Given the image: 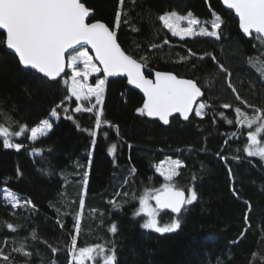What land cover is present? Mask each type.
<instances>
[{"label":"trees","instance_id":"16d2710c","mask_svg":"<svg viewBox=\"0 0 264 264\" xmlns=\"http://www.w3.org/2000/svg\"><path fill=\"white\" fill-rule=\"evenodd\" d=\"M83 2L93 10L92 19L114 26L118 0ZM125 7L139 30L133 32L127 25H121L117 35L122 49L138 60L147 54L148 67L155 71L199 79L201 85L207 79L209 83L203 91L206 97L210 96L209 102L213 107L206 110L208 114L203 119L193 113L189 121L176 116L168 125H162L137 113L143 97L128 86L126 78L115 77L106 80L102 108L104 118L119 127V136L125 141L119 144L115 153L119 167H114L113 157L107 151L112 143H118L115 129L104 126L97 130V142L93 146L91 137L77 128L74 121L79 122L81 129L93 127L95 117L91 113L70 111L74 119L68 120L61 111L60 119L53 121L47 137L30 142L27 139L30 128L46 118L50 110L68 95L64 81L69 70L56 81L41 78L40 74L20 65L15 55L0 43V113H6L12 120L28 126L22 138L13 139L25 145L21 150L4 149L0 140V188L5 186L3 181L10 178L7 188L20 194L22 199H31L37 208L35 214H31L22 208L12 209L10 204L0 199V244L7 237L9 243L5 251L8 252L14 246L11 241L26 242L28 251L33 253L30 264H41V257L44 258L43 264H52L53 260L56 264H69L64 246L70 240L69 234H76L73 216L82 211L83 227L77 237V246L103 244L115 239L118 264H218V261L220 264H249L253 253L256 254L255 264H261L260 258L264 257V162L245 156L242 149L246 138L231 140L228 146H224L226 137L221 134H230L234 128L212 115L213 112L224 111L232 119V109L219 106L224 103L243 105L228 89L226 74L219 72L211 57L184 62L180 56H187L189 49L197 56L211 52L219 64L231 72L230 79L239 95L249 104L264 107V80L248 63L249 57L259 56L264 49L253 47L255 41L240 31L234 14L224 9L220 0H136L135 5L131 0H125ZM210 8L225 21L219 41L208 37L180 40L163 29L157 19L158 15L171 10L181 14L191 11L200 19L210 18ZM3 38L0 31V41ZM165 38L171 47L163 45L159 50L149 49L150 43L162 44ZM137 46L140 51H137ZM145 75L153 76L151 73ZM96 76L90 77L91 83ZM98 76L103 78L101 72ZM82 104L88 106L87 101ZM66 105L73 109L75 98L71 97ZM4 119L0 115V122ZM214 119L216 123H213ZM11 130H18V126L13 125ZM105 132L108 133L107 138ZM190 146L195 150L189 153ZM33 147L42 150V158L31 154ZM222 147V154L229 157L237 154V147L241 149L239 162L228 160L234 181L229 178L225 162L216 155ZM178 148L183 149L178 155L186 167L177 179L181 186L187 187L194 172L199 177L196 181L199 199L182 215L181 227L177 231L161 235L144 230L140 227L144 215L133 217L139 203L138 199H131V193L135 191L139 196L148 185L149 176L154 177L151 187H159L163 179L154 173L153 164L165 156L176 158L175 150ZM90 151L92 160L89 165ZM77 165L84 167L78 168ZM132 166L136 167L138 175L122 189L130 193L129 202L123 203L121 208H113L108 201ZM17 169L21 173L19 176ZM85 169L89 171V184L85 208L80 210L82 185L75 173L82 175ZM62 177H68V183ZM234 188L239 198L233 195ZM118 200L123 202L125 197L122 195ZM56 209L67 215L58 216ZM91 209L97 210L94 215L90 214ZM246 211L250 226L244 222ZM172 215L170 210H163L158 219L167 223ZM58 219L64 223L63 229L57 223ZM113 222L118 225L115 237L108 231ZM7 223L19 226L17 231H10ZM245 228L244 238L236 244L230 243L237 240ZM33 229L47 243L33 241ZM48 245L61 251L54 255ZM37 249L39 255L36 254ZM13 256L17 264H24L25 257L17 253Z\"/></svg>","mask_w":264,"mask_h":264},{"label":"snow or ice","instance_id":"6c2138e0","mask_svg":"<svg viewBox=\"0 0 264 264\" xmlns=\"http://www.w3.org/2000/svg\"><path fill=\"white\" fill-rule=\"evenodd\" d=\"M136 0H131L135 5ZM227 9L233 10L235 16L239 18V29L242 33L255 41L253 47L264 49V0H222ZM211 17L200 19L194 13L188 11L181 14L176 10H171L158 15L157 19L162 24L163 29L171 34L172 37H179L180 40L185 38L208 37L219 41L222 37V25L224 24L223 17L211 10ZM93 10L86 6L83 0H0V30H2L3 40L0 41L7 49L12 50L18 58L19 64L26 69L34 70L40 74L41 78L48 80H56L65 73L66 68L71 69V76L64 81L67 86L68 95L65 96L60 103L56 104L48 116L41 119L35 126L30 128V135L27 139L30 142H36L39 138L47 137L48 133L53 128V121L59 120L61 111L65 119L73 120L74 113L87 112L94 117V125L92 128L81 129L79 122H76L78 129L85 131L92 139L93 146L97 142V130L107 126L109 129H115L118 143H112L107 151L113 157L114 167H119L115 153L118 151L119 144L124 143L119 136V127L113 125L110 121L104 118L103 104L105 94V84L108 77L126 76L127 83L133 85L143 93V104L136 111L141 116L149 118H157L164 125L169 124V118L173 114H178L184 121L190 120V114L194 113L196 117L203 119L208 113L207 109L213 107L209 102L210 96L206 97L203 91L204 87L208 86V80H205L204 85H201L199 79L182 78L171 72L155 71L154 78L150 79L142 69L148 66L149 56L141 55L139 60L131 54H127L126 50L122 49L118 43L117 30L121 25H127L131 31L137 32L139 29L132 23V18L129 15V10L125 7V0H118L115 12L114 26L92 19ZM182 22L186 26H182ZM163 45L169 44V40L165 38L162 44L150 43V50H159ZM79 46V50H77ZM84 46H90L94 56H90ZM69 50H76L75 54H68ZM137 51H140L137 46ZM68 54V55H66ZM179 55V54H178ZM205 57L211 59L218 65L219 72L225 73L227 76V87L235 94V98L240 105L233 106L227 103L221 104V109H232L234 118L230 119L225 115L224 111L213 112V117H219L224 123L232 126L234 130L229 133H222L226 137L224 146L229 145V141L246 138V144L242 151L247 158H258L264 162V107H258L255 104H249L244 100L232 83L230 77L231 72L219 64L217 58L211 52H206L203 55L197 56L196 53L188 50L187 56H180V60L184 62L190 61L192 58L204 60ZM99 62V66L95 63ZM248 63L253 67L259 77L264 80V51L260 52L259 56L248 58ZM83 64V68L79 65ZM102 66V67H101ZM195 68L196 65L194 64ZM103 73V78H97L95 85L88 84V78L92 73ZM215 79V77H213ZM75 98L76 106L70 109L66 102L71 98ZM94 98V102H93ZM87 101L86 107L81 104ZM251 110V112H249ZM4 116V121L0 122V140L4 149L21 150L25 145L14 142L13 138H22L23 134L28 131L27 124H19L18 121L12 120L6 113H0ZM213 123H216L215 119ZM17 125L18 130L12 131V126ZM105 138L108 133H104ZM129 148L132 146L129 144ZM195 149L191 146L188 152ZM202 151L205 149H201ZM51 151V149H48ZM177 157L165 156L158 163L153 164L154 173L163 178V182L159 187H151L154 177H148V185H145L144 190L139 196L135 191L131 193L133 201L138 199L139 208L133 212V217L141 216V213L146 217L140 227L144 230H150L158 234L172 233L181 227L182 215L189 210L199 196L196 190V181L198 176L191 173L190 183L187 187L180 185L178 177L182 175L181 170L186 167L184 161L179 158V153L183 149H176ZM241 151L239 147L235 149L237 154L231 157L223 155V147L221 152L216 153L219 159L225 162L228 167V175L234 181L235 177L231 167L228 166V160L240 161L241 156L238 154ZM38 158H42V150L33 147L32 153ZM89 165L92 160V152L88 153ZM131 162V157H129ZM251 162V161H249ZM78 168H83V165H77ZM41 171H44L41 169ZM17 175H21L17 169ZM80 179L78 183L82 185L81 193L79 194V208H85V197L89 184V171L85 169L82 172L75 173ZM138 171L135 166L128 169V175L123 178L119 187L116 189L112 199L108 201L113 208H121L123 203H128L130 193L123 192L122 189L129 183H132ZM65 183H68V177H62ZM10 178H6L3 183L4 187L0 188V199L6 204H10L12 209L22 208L35 214L37 211L36 205L31 199H22L20 194L7 188V183ZM125 197L123 202L118 198ZM233 195L238 197V192L233 189ZM239 198V197H238ZM150 200L155 201V207L149 204ZM247 204V201H244ZM249 204V211H250ZM170 210L173 214L170 221L162 223L158 219L160 212ZM58 216L67 215L61 213L60 209H56ZM96 209H91L90 214H95ZM73 228L75 235H70V240L65 244V248L69 257V264H85V261H90L92 264H118L117 245L115 239L106 241L105 243H97L91 246H77V237L82 231V211L76 212L73 216ZM245 225H249L248 212L244 214ZM60 227L64 228V223L57 220ZM6 227L16 232L19 226H14L7 223ZM108 231L113 237L118 233V225L113 222ZM241 232L237 240L230 243L236 244L244 238L245 232ZM33 241H42L38 237L35 229L31 233ZM14 245L11 251L6 252L5 246L9 243L6 237L3 244H0V264H17L13 253H17L25 257L24 264H30L33 253L28 251L29 245L26 242L11 241ZM52 253L55 255L61 251L60 248L48 245ZM37 255L39 250L37 249ZM41 257V264H43ZM256 254L253 253V259L249 264H255ZM261 264H264V257L260 258ZM52 264H56L55 260ZM218 264L220 262L218 261Z\"/></svg>","mask_w":264,"mask_h":264},{"label":"water","instance_id":"95a60500","mask_svg":"<svg viewBox=\"0 0 264 264\" xmlns=\"http://www.w3.org/2000/svg\"><path fill=\"white\" fill-rule=\"evenodd\" d=\"M220 2H221V5L223 6V8L224 9H226V10H228V11H230V12H232L233 14H234V16H235V13H234V11L233 10H229V9H227L226 8V6L223 4V2H222V0H220ZM92 17H93V14H92ZM235 18L237 19V21H238V26H239V18L238 17H236L235 16ZM95 20L94 19H91L89 22H94ZM102 22V21H101ZM1 32H2V30H0ZM241 31V30H240ZM84 48L85 49H87V51L89 52V53H91V55L92 56H94V53L92 52V50H91V48H90V46H84ZM77 49H79V46H77ZM9 50V49H8ZM11 53H13L12 52V50H9ZM73 51H75V50H69V53L68 54H70L71 52H73ZM14 54V53H13ZM68 54H66V55H68ZM15 55V54H14ZM16 57V56H15ZM17 58V57H16ZM17 60H18V58H17ZM19 62V61H18ZM95 63L99 66V62L98 61H95ZM102 67V66H101ZM34 71V70H33ZM66 71H67V68H66V70H65V73H66ZM142 71L144 72V73H151L153 76L152 77H148V78H150V79H152V78H154V73H155V70H153V69H151V68H149L148 66L146 67V68H144V69H142ZM102 73V72H101ZM64 75V73H62L61 74V76L60 77H58L56 80H58L59 78H61L62 76ZM102 75H103V73H102ZM115 77H120V78H126V80H127V77L126 76H115ZM115 77H108L107 78V80H109V79H112V78H115ZM183 78V77H182ZM56 80H54V81H56ZM50 81H53V80H50ZM128 86L129 87H131V88H133V89H135L142 97H143V93L139 90V89H137V88H135L133 85H129L128 84ZM193 114V113H192ZM192 114H190V117H191V115ZM179 117V115L178 114H173V116L172 117H170L169 118V122H170V119H172L173 117ZM147 117V116H146ZM148 119H151V120H157V121H159L157 118H149V117H147ZM181 120H183L181 117H179ZM184 121V120H183ZM162 125H164L163 124V122H161V121H159Z\"/></svg>","mask_w":264,"mask_h":264},{"label":"rangeland","instance_id":"374dc122","mask_svg":"<svg viewBox=\"0 0 264 264\" xmlns=\"http://www.w3.org/2000/svg\"><path fill=\"white\" fill-rule=\"evenodd\" d=\"M184 14H185V13H184ZM182 26H186V25L184 24V22H182ZM77 50H79V49H77ZM86 50H87V49H86ZM75 51H76V50H75ZM75 51L71 52L70 54H73V55H74V54H75ZM88 53H89V52H88ZM89 55L92 56L91 53H89ZM79 66H80L81 68H83V64H80ZM68 70H69V75H68L67 77H65L66 79H68V78L71 76V69H68ZM93 75H97V76H96V79H97V78H102V77L98 76L99 73H92V74L89 76V78H88V81H87L88 84L95 85L96 79L94 80L93 83H91V81H90V77H92ZM93 102H94V98H93ZM81 106L84 107L83 104H81ZM13 132H14V131H13ZM13 139H16V138H13ZM162 179H163V178H162ZM149 204H150L152 207H155V201H154V200H150V201H149ZM138 208H139V204H138L137 209H138ZM137 209H136V210H137ZM141 214H143V213H141ZM144 218L146 219L145 216H144ZM85 264H92V262L86 260V261H85Z\"/></svg>","mask_w":264,"mask_h":264}]
</instances>
